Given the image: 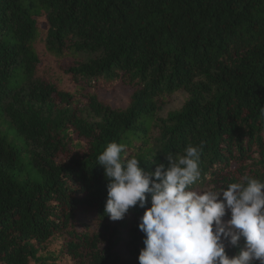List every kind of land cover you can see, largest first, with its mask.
I'll use <instances>...</instances> for the list:
<instances>
[{
  "label": "trees",
  "instance_id": "obj_1",
  "mask_svg": "<svg viewBox=\"0 0 264 264\" xmlns=\"http://www.w3.org/2000/svg\"><path fill=\"white\" fill-rule=\"evenodd\" d=\"M117 84L125 108L91 91ZM110 142L148 171L202 143L195 190L264 181V0H0V264H139L144 208L103 212Z\"/></svg>",
  "mask_w": 264,
  "mask_h": 264
},
{
  "label": "clouds",
  "instance_id": "obj_2",
  "mask_svg": "<svg viewBox=\"0 0 264 264\" xmlns=\"http://www.w3.org/2000/svg\"><path fill=\"white\" fill-rule=\"evenodd\" d=\"M125 147L108 143L97 163L107 178L103 212L110 220L123 219L133 206L144 208L138 222L144 233L139 264H264V181L244 176L195 190L202 179V143L167 153V163L155 164L154 171L141 168L135 156H122ZM226 243L239 251L229 257Z\"/></svg>",
  "mask_w": 264,
  "mask_h": 264
},
{
  "label": "rangeland",
  "instance_id": "obj_3",
  "mask_svg": "<svg viewBox=\"0 0 264 264\" xmlns=\"http://www.w3.org/2000/svg\"><path fill=\"white\" fill-rule=\"evenodd\" d=\"M69 60V57L61 59L60 62L65 63ZM98 95V98L103 102L111 105L115 108H125L129 104L131 90L127 87L117 84L111 89H95ZM188 94L183 91H177L172 96L167 97L166 100L162 103L160 110L158 111L159 116H165L167 112L179 109L184 101L186 100ZM85 98H82V101L79 104L80 107L83 106V101ZM10 138H13V135H10ZM17 143L16 141H13ZM229 217H223V220H227ZM230 247L227 243L225 248Z\"/></svg>",
  "mask_w": 264,
  "mask_h": 264
}]
</instances>
